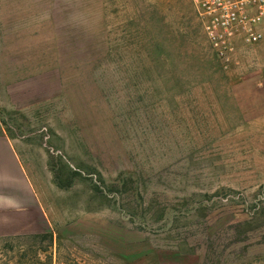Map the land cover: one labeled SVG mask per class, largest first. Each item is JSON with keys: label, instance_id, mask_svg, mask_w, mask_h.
I'll list each match as a JSON object with an SVG mask.
<instances>
[{"label": "rangeland", "instance_id": "1", "mask_svg": "<svg viewBox=\"0 0 264 264\" xmlns=\"http://www.w3.org/2000/svg\"><path fill=\"white\" fill-rule=\"evenodd\" d=\"M234 51L193 0H0V132L43 207L0 264L46 227L54 264H264V40ZM24 82L58 90L11 108Z\"/></svg>", "mask_w": 264, "mask_h": 264}, {"label": "crops", "instance_id": "2", "mask_svg": "<svg viewBox=\"0 0 264 264\" xmlns=\"http://www.w3.org/2000/svg\"><path fill=\"white\" fill-rule=\"evenodd\" d=\"M28 84L24 82L20 88H7L11 108H22L42 95L49 96L51 92L56 94L58 90L54 83L50 88L35 92L30 86L32 84ZM28 207L37 210L39 214L43 213L42 204L28 181L13 141L0 132V238L34 232L33 224L25 219Z\"/></svg>", "mask_w": 264, "mask_h": 264}, {"label": "built area", "instance_id": "3", "mask_svg": "<svg viewBox=\"0 0 264 264\" xmlns=\"http://www.w3.org/2000/svg\"><path fill=\"white\" fill-rule=\"evenodd\" d=\"M206 39L222 62H229L237 41L264 40V0H193Z\"/></svg>", "mask_w": 264, "mask_h": 264}, {"label": "trees", "instance_id": "4", "mask_svg": "<svg viewBox=\"0 0 264 264\" xmlns=\"http://www.w3.org/2000/svg\"><path fill=\"white\" fill-rule=\"evenodd\" d=\"M57 180V178H55ZM58 183V180H57ZM58 185H61L58 183ZM32 241L35 242L34 245L31 246L29 251L30 252V258L27 259L28 264H54L57 263L59 260L58 253H59V239H57V242L54 238V232L50 230L48 227L46 229L41 230L40 232H37L36 234L31 236ZM16 239V238H14ZM13 239V240H14ZM38 245L46 244L45 248L38 247ZM17 246V247H16ZM13 246L12 244L9 246L8 244H4L2 248V253L8 251L12 253H16L17 262L16 264H22V260L26 259V250H23L24 247L22 245H16ZM34 248V249H33ZM23 250V251H22ZM43 256V258H41ZM64 264H79L77 261L73 259H67V262Z\"/></svg>", "mask_w": 264, "mask_h": 264}]
</instances>
